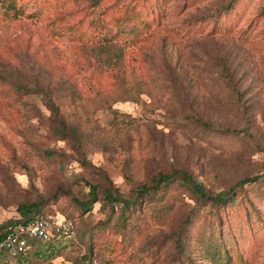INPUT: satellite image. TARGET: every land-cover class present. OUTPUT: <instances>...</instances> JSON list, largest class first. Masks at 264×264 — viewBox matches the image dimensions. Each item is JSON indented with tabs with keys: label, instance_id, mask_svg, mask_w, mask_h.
<instances>
[{
	"label": "rangeland",
	"instance_id": "rangeland-1",
	"mask_svg": "<svg viewBox=\"0 0 264 264\" xmlns=\"http://www.w3.org/2000/svg\"><path fill=\"white\" fill-rule=\"evenodd\" d=\"M112 1L17 0V17L0 4V74L46 82L48 44L70 58L54 92L80 135L78 143L54 133L37 92L0 97V230L19 218L18 203L39 202L41 211L72 218L76 231L42 244L47 252H32L28 264H264V176L227 203L198 198L178 180L129 207L103 203L106 188L133 197L175 168L209 192L264 171V0H234L228 11L231 0H118L137 2L151 27L127 46L120 73L140 84L138 101L109 104L89 43L92 16L105 22ZM196 15L204 18L192 22ZM69 23L73 37L57 29ZM112 31L108 24L104 32ZM85 180L100 198L90 209L76 202L89 197Z\"/></svg>",
	"mask_w": 264,
	"mask_h": 264
},
{
	"label": "trees",
	"instance_id": "trees-1",
	"mask_svg": "<svg viewBox=\"0 0 264 264\" xmlns=\"http://www.w3.org/2000/svg\"><path fill=\"white\" fill-rule=\"evenodd\" d=\"M233 1L231 0L227 4L223 5L222 9L228 11L233 6ZM0 4L6 9L14 11L13 17H17L22 11H15L18 9L16 7L17 0H0ZM102 3V2H101ZM109 8H113L108 14L105 22L101 19L100 15L92 16L91 22L96 26L94 33L92 35V44L89 43V48L95 51V61L98 71L93 75L96 83L101 85L102 83H107L106 95L102 96V101H107L104 99H110L109 104H113L117 100H134L138 101L141 89L139 83L128 84L120 76V73L124 72L127 68V61L125 60V49L127 46H136L140 44L143 39L148 37V31L151 27V20L147 16L146 12H143L138 3L134 2H120L118 0L112 1L107 5ZM105 12V10H102ZM204 16H195L192 22L203 19ZM108 24L113 26V31L111 33H105L104 30ZM58 31L63 30L70 36H75V29L73 24L69 23L67 26H58ZM118 42H122L119 44ZM88 46L87 43L79 44L77 48L82 49V47ZM77 54V49L75 51ZM47 54V55H46ZM46 54L43 55L44 62L47 63L49 77L46 82H35L33 85H24L16 83V81H11L9 78L0 74V97L7 100L10 97L17 98L20 94L29 93H39L43 97L44 104L50 111V118L52 119V130L54 133L58 134H68L72 135L76 141L79 143L80 135L74 125H66V122L62 115L60 114V109L56 103L57 97L60 96L55 94L54 89L61 79L66 78L68 65L71 63V59L66 55L58 52L53 46L48 44ZM51 79H54L52 82ZM104 97V98H103ZM106 103V102H104ZM197 121L201 122L204 126L209 128H215L210 122L202 120L201 118H196ZM216 129V128H215ZM230 128L225 127L224 130H229ZM242 130V129H241ZM232 132L240 131L239 128H231ZM264 176V171L257 174L245 175L244 177L236 180L229 188L220 192H209L204 184L192 176L188 170L184 168H175L170 172L160 171L152 179V183H141L135 188V193L133 197H126L118 189L106 188L103 194L104 202L111 205L115 203H120L123 207H129L130 205L138 202L144 195L149 194L151 191L155 192L161 185L168 184L174 180L180 181L185 185L190 192L201 198L203 200H209L214 203H227L233 201L236 195V188L242 187L245 184L258 181L259 178ZM85 183L89 186V197L84 200H76L78 205L83 208L90 209L93 202L98 201V192L96 190V185L85 180ZM103 205V204H102ZM17 210L20 213L19 218L16 221H27L33 214L41 211L39 208V202H20L17 204ZM12 223V222H11ZM61 239V237H52L48 240H33L32 247L27 252V254L17 255V256H7L0 255L1 258H5L6 263L4 264H28L30 259V254L44 255L47 250H45L41 245L44 244L45 248H49L52 242ZM7 260H14L15 263L7 262Z\"/></svg>",
	"mask_w": 264,
	"mask_h": 264
},
{
	"label": "built area",
	"instance_id": "built-area-1",
	"mask_svg": "<svg viewBox=\"0 0 264 264\" xmlns=\"http://www.w3.org/2000/svg\"><path fill=\"white\" fill-rule=\"evenodd\" d=\"M75 231L76 226L72 218L39 211L25 222H12L0 230V255L27 254L33 240L73 237ZM78 264H92V261L88 257H81Z\"/></svg>",
	"mask_w": 264,
	"mask_h": 264
}]
</instances>
